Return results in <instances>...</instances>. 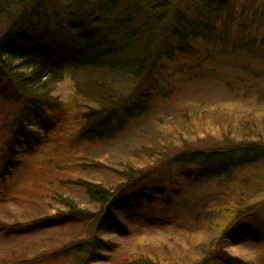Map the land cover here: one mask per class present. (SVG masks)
<instances>
[{"label": "trees", "instance_id": "16d2710c", "mask_svg": "<svg viewBox=\"0 0 264 264\" xmlns=\"http://www.w3.org/2000/svg\"><path fill=\"white\" fill-rule=\"evenodd\" d=\"M82 10L86 14L74 16ZM261 27L264 0H72L66 8L59 0H0V72L11 83L16 103L4 126L8 136L1 145L0 185L7 188L0 187V199L6 197L10 208L19 207L21 190H15L13 180H33L26 199L55 183L47 166H28L31 157L53 160L69 144L80 152L87 142L113 138L146 115L160 93L157 84L178 58L184 65L195 61L187 68L206 71L234 57L254 56L256 48L264 47V33L257 34ZM192 69L185 71L187 78ZM67 71L82 72L91 81L77 92L88 102L82 107L67 106L50 90ZM122 76L131 79L129 86L120 79L128 87L107 84L109 77ZM71 162L55 166L52 173L70 172L76 167ZM263 164L261 139L182 149L159 165L128 171L115 187L80 180L93 210L82 209L72 194L56 191L63 209L27 223L0 222V235L64 229L76 221L80 236L55 247L49 257L68 264H138L121 261L126 258L120 256L118 239L189 221L221 234L202 259L188 264H249L225 245L264 243L259 215L264 200L251 207L247 191L229 189L250 167L254 178L246 174L242 182L260 183ZM161 167L169 171L170 184L154 178ZM203 185H216L218 191L212 198H184L187 190ZM221 194L226 197L216 198ZM165 211L164 216L154 214Z\"/></svg>", "mask_w": 264, "mask_h": 264}, {"label": "rangeland", "instance_id": "374dc122", "mask_svg": "<svg viewBox=\"0 0 264 264\" xmlns=\"http://www.w3.org/2000/svg\"><path fill=\"white\" fill-rule=\"evenodd\" d=\"M59 1H62L63 7L66 8L72 0ZM82 14H86V11L76 12L74 16ZM252 30L255 34L257 27ZM262 33L264 27H261L257 34L262 36ZM256 50V56L234 57L206 71L187 68L186 64L195 61L188 59L184 65L181 58H178L169 66L160 86L157 84L160 93L151 103L148 113L131 121L113 138L87 142L80 152L76 145H73L74 151L72 144L68 147L62 146L56 151L57 157L53 160H49V157H31L28 166H36V162L47 166L49 178L55 183L51 188L46 185L43 194H32L30 199H26L23 195L28 194V190L34 186L33 180H13L11 184L15 185V190H21L19 207L10 208L5 203L6 197L0 199V222L27 223L54 214L56 210L63 209L55 198L64 192L72 194L85 211L93 210L95 205L90 202L80 180H91L115 187L125 179L128 171L137 173L141 168L148 167L143 165L148 163L159 165L182 149L212 147L238 139H261L264 142V47H258ZM188 69L193 72L189 78L184 74ZM125 77H109L112 82L107 84L126 88L131 79ZM122 78L128 86L125 82H120ZM89 84L91 81L82 72L76 74L75 71H67L64 79L51 86L50 90L67 106L72 107L80 103L79 107H82L88 102L77 92L79 93L80 87H88ZM74 94L78 97L73 96ZM13 96L11 83L0 72V158L2 152H5L1 145L8 136L5 127L9 125L11 112L16 106ZM63 142L66 143V140ZM71 158L70 164L76 163V167L70 169V172L59 170L52 173V168L69 164L65 162ZM164 168L161 167L154 178L170 184V177L167 175L169 171ZM250 169L240 174L229 191H247L246 202L255 207L256 203L264 200V178L255 185L242 182L241 177L255 172L253 167ZM68 178L78 180L79 185L72 184ZM249 178L254 177L249 175ZM7 182L10 180L7 179ZM2 186L6 190L7 184L0 185ZM217 189L216 185L197 186L187 190L184 198L196 201L212 198L210 194ZM13 191H10V194H13ZM56 191L59 194L54 195ZM0 196H3L2 193ZM223 197L226 196L221 194L216 198ZM263 208L259 215L264 221ZM166 213L165 211L154 214L164 216ZM185 222L187 223L168 228L151 229V232H144L142 236L118 239L123 250L120 256L126 258L121 261L138 264H188L202 259L207 251L213 248L221 232L206 228L203 224ZM67 225L64 229H45L34 234L20 229L21 231L9 238L1 234L0 264H68L64 258L55 261L49 257V252L57 246L62 247L70 239L80 236L82 231L79 230V223L74 221ZM225 248L249 264H264L262 242L228 244Z\"/></svg>", "mask_w": 264, "mask_h": 264}]
</instances>
